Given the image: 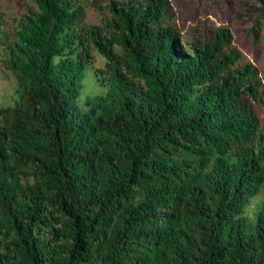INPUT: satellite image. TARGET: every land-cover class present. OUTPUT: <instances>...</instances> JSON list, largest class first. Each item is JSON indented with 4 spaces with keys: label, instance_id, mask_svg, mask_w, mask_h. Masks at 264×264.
I'll list each match as a JSON object with an SVG mask.
<instances>
[{
    "label": "trees",
    "instance_id": "16d2710c",
    "mask_svg": "<svg viewBox=\"0 0 264 264\" xmlns=\"http://www.w3.org/2000/svg\"><path fill=\"white\" fill-rule=\"evenodd\" d=\"M174 17L169 0L0 10V264H264V209L245 212L264 189L258 69L229 28L183 42ZM87 64L107 90L79 105Z\"/></svg>",
    "mask_w": 264,
    "mask_h": 264
},
{
    "label": "rangeland",
    "instance_id": "374dc122",
    "mask_svg": "<svg viewBox=\"0 0 264 264\" xmlns=\"http://www.w3.org/2000/svg\"><path fill=\"white\" fill-rule=\"evenodd\" d=\"M30 0H0V10L8 13V22L13 25V17L24 9ZM102 6L106 0H93ZM175 13L174 23L181 33V41L186 42L201 34H208L217 27L224 26L232 33L233 45L242 53L243 60L250 61L258 69L263 90L262 101L254 104V110L260 119L264 131V14L260 15L259 40L253 41L250 29L255 15L261 10L257 0H169ZM97 21V18L95 19ZM94 65L103 67V58L95 51ZM14 79L7 73H0V98L8 102L13 90ZM106 87L95 80L91 65L87 64L82 88L77 99L84 105L86 97L104 94ZM258 209H264V189L250 199L245 207L248 215H254ZM248 230V229H247Z\"/></svg>",
    "mask_w": 264,
    "mask_h": 264
},
{
    "label": "clouds",
    "instance_id": "9594fccd",
    "mask_svg": "<svg viewBox=\"0 0 264 264\" xmlns=\"http://www.w3.org/2000/svg\"><path fill=\"white\" fill-rule=\"evenodd\" d=\"M263 190V189H262Z\"/></svg>",
    "mask_w": 264,
    "mask_h": 264
}]
</instances>
